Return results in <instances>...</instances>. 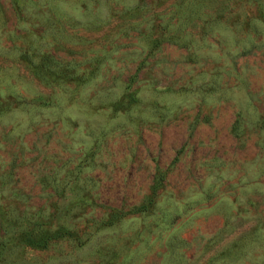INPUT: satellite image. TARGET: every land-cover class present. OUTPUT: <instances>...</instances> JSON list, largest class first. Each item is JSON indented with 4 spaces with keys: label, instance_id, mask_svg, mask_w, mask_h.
Masks as SVG:
<instances>
[{
    "label": "rangeland",
    "instance_id": "374dc122",
    "mask_svg": "<svg viewBox=\"0 0 264 264\" xmlns=\"http://www.w3.org/2000/svg\"><path fill=\"white\" fill-rule=\"evenodd\" d=\"M0 264H264V0H0Z\"/></svg>",
    "mask_w": 264,
    "mask_h": 264
},
{
    "label": "trees",
    "instance_id": "16d2710c",
    "mask_svg": "<svg viewBox=\"0 0 264 264\" xmlns=\"http://www.w3.org/2000/svg\"><path fill=\"white\" fill-rule=\"evenodd\" d=\"M159 186H158V183L156 182V183H154V186H153V188L152 189H157ZM53 189H55V191L57 192V189H58V187H54ZM63 193H64V191H62V193H60V195H63ZM139 209H144V210H146L147 209V207H145V206H140L139 207ZM43 209L41 208L40 210H39V213H42L41 211H42Z\"/></svg>",
    "mask_w": 264,
    "mask_h": 264
}]
</instances>
